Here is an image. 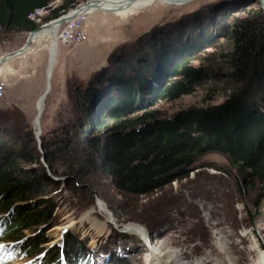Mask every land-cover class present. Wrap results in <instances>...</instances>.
Wrapping results in <instances>:
<instances>
[{
  "label": "trees",
  "instance_id": "obj_1",
  "mask_svg": "<svg viewBox=\"0 0 264 264\" xmlns=\"http://www.w3.org/2000/svg\"><path fill=\"white\" fill-rule=\"evenodd\" d=\"M55 1L0 0V31L36 30L28 16ZM75 4L62 0L44 21ZM216 6L218 2L208 15L199 10L154 26L130 50L113 51L108 66L85 86L73 85L77 125L63 129L56 139L42 138L46 161L52 170L61 169L67 189L75 192V181L98 171L120 193L147 196L187 178L204 156L217 154L236 171L243 188L264 190V16L249 9L246 17L234 16L226 27ZM217 35L233 42V50L221 57L227 69L224 101L161 115L154 109L160 102L192 95L206 83L207 69L192 62L214 46ZM13 116H19L15 109ZM19 134L10 146L0 138L1 257L6 262L34 259L33 264H96L86 241L71 234H64L60 245L47 247L57 209L50 196L59 185L47 177L31 131ZM100 254L109 263L129 264L105 248Z\"/></svg>",
  "mask_w": 264,
  "mask_h": 264
},
{
  "label": "rangeland",
  "instance_id": "obj_2",
  "mask_svg": "<svg viewBox=\"0 0 264 264\" xmlns=\"http://www.w3.org/2000/svg\"><path fill=\"white\" fill-rule=\"evenodd\" d=\"M86 1L75 0V6ZM217 2L216 7L221 9L217 18L225 17L226 27L230 26L234 16L246 17L249 9L260 11L264 16L259 0H196L179 7L154 3L133 14L97 12L82 16L86 17L85 41L77 48L57 46L51 88L40 117L41 145L42 138L46 141L56 139L63 129L77 125L79 115L70 98V89L76 82L85 86L94 73L107 67L113 51L121 47L130 50V44L154 26L171 23L199 10L208 15ZM52 3L57 8L62 0ZM48 22L43 21V24ZM225 32L228 33V29ZM0 35V45L6 54L19 49L29 33L0 31ZM214 40V46L192 62L196 67L207 69L206 83L192 95L173 102H160L154 109L161 115L171 117L191 106L205 107L224 101L227 69L221 57L233 50V42L228 36L219 35ZM47 62L45 44L42 50L31 45L24 54L12 59L0 76L7 83L5 96L0 100V117L3 118L0 119V138L7 146L16 142L22 129L31 131L36 140V103L46 88ZM13 109L19 116L11 117ZM36 143L47 177L59 185L50 196L56 200L57 209L56 225L47 233L52 239L47 247L60 245L64 234L68 233L86 241L85 249L96 264H112L100 254L103 248L115 252L129 264H147L145 245L137 235L123 232L124 227L132 225L150 232L154 243L177 249L187 263L201 260L203 264H231V261L264 264V190L257 186L243 188L236 171L224 157L217 154L204 156L187 178L147 196L120 193L98 171H91L84 179L75 181L76 190L72 192L65 187L67 178L62 177L61 169L52 170L46 157L43 161V145L40 150L37 140ZM98 202L104 203L111 212L109 222L99 212ZM95 220L105 225L101 235L96 234ZM68 225L75 229H64ZM59 228L64 230L57 238L54 231ZM2 246L4 243H0ZM33 260L15 258L6 262L0 255V264H33Z\"/></svg>",
  "mask_w": 264,
  "mask_h": 264
},
{
  "label": "bare ground",
  "instance_id": "obj_3",
  "mask_svg": "<svg viewBox=\"0 0 264 264\" xmlns=\"http://www.w3.org/2000/svg\"><path fill=\"white\" fill-rule=\"evenodd\" d=\"M154 3H158L164 6H177L169 2H166V0H163L161 2H157L156 0H93L92 7H88V8L81 7L71 12L69 15L70 17L68 18L79 19V18H83L82 16H86L88 14L97 13V12H114V13H123V14H133V13H136L137 11L145 10L149 7H152ZM58 27H59V23H54L50 25L48 28L35 33L31 38L29 47L27 48L28 50L31 45H35L37 47V50H42L44 47V44L47 47L48 62H47L46 73H45L46 79H47V74L50 71L52 72V75H51V78H52L53 70L56 64L57 50L55 54L54 64L52 63L51 55L53 53V41L55 40V33ZM12 59L14 58H10L6 62ZM46 88H47V80H46ZM46 88L44 92L46 91ZM43 103L40 106V117L42 114ZM38 104H39V99L36 103V116L39 112L37 108ZM39 123H40V119H39ZM97 208L99 212H101L106 217V220H107L106 222H109L108 219H110L109 218L110 212L107 210L105 204L102 202H98ZM93 224L96 225L97 235H101L104 233L105 231L104 224L99 223L96 220L95 222H93ZM67 228L75 229L73 226L71 227V225H68V227L65 226L64 229H67ZM64 229L59 228L57 231H54V233L56 232L57 238L61 237V232ZM120 232H122V230ZM123 232L131 236L137 235L138 240L143 245H145V247L148 250V253L146 255L147 264H203V261L201 260L193 262V263L184 262V259L179 254V251L177 249H174L167 245H161V244L154 243L153 238L150 236V232L148 233V231L144 229L143 227L127 225L126 227L123 228ZM231 264H235V263H232L231 261Z\"/></svg>",
  "mask_w": 264,
  "mask_h": 264
},
{
  "label": "built area",
  "instance_id": "obj_4",
  "mask_svg": "<svg viewBox=\"0 0 264 264\" xmlns=\"http://www.w3.org/2000/svg\"><path fill=\"white\" fill-rule=\"evenodd\" d=\"M52 5L53 3H50L45 8L36 9L33 13H31L28 16V19L32 21L37 27H41L45 25L43 24L44 18L50 16L51 10L55 9ZM78 6L76 5L74 8L69 9L66 13L61 14L58 18L69 16L70 11L71 10L75 11L78 8ZM56 19H53L50 21H54ZM85 21H86V17L79 18V19L68 18L62 24H59V27L55 33V41L57 43V46L58 44H63V45H67L73 48L79 47L86 39L85 31H84ZM3 55H4V52L2 51V47L0 45V57ZM6 88H7L6 81L3 79H0V100L4 98Z\"/></svg>",
  "mask_w": 264,
  "mask_h": 264
},
{
  "label": "water",
  "instance_id": "obj_5",
  "mask_svg": "<svg viewBox=\"0 0 264 264\" xmlns=\"http://www.w3.org/2000/svg\"><path fill=\"white\" fill-rule=\"evenodd\" d=\"M156 1L157 2H161L163 0H156ZM194 1H196V0H168V1L166 0V2H169L171 4L177 5V7H179V6H185V5L190 4V3L194 2ZM259 3H260L261 9L264 12V0H259ZM92 5H93V0H90V1H87V2H84V3L80 4L77 9H79L81 7H84V8L92 7ZM73 11L74 10H71L70 13L73 12ZM68 17H70V16H66V17L58 18V19H56L54 21H50V22L46 23L45 25H43L41 27H38L36 30L30 32L29 35H28V37L26 38L24 44L19 49H17L16 51L8 52V53H6V54H4L3 56L0 57V68L10 58H15V57L23 54L27 50V48L29 47V44L31 42V38H32V36L35 33L39 32V31H41L43 29L48 28L50 25H52L54 23L62 24L66 19H68ZM56 50H57V43L54 40L53 41V53L51 55V57H52L51 59H52V63L53 64H54V60H55ZM51 75H52V72L50 71L47 74V79H46L47 80V88H46V91L39 98V104L37 106L39 112H38V114H37V116L35 118V121H34V129L36 131V140L38 142V146H39V149L40 150L42 149L41 148L42 145H41V142H40V139H39L40 138V135H41V128H40V123H39V119H40V106L42 105L43 101L45 100L47 94L50 92V88H51V81H50ZM44 160H45V156H43V161ZM110 216H111V212H110ZM117 230L118 231H121L119 229H117Z\"/></svg>",
  "mask_w": 264,
  "mask_h": 264
},
{
  "label": "crops",
  "instance_id": "obj_6",
  "mask_svg": "<svg viewBox=\"0 0 264 264\" xmlns=\"http://www.w3.org/2000/svg\"><path fill=\"white\" fill-rule=\"evenodd\" d=\"M0 37H1V35H0ZM11 62V60L10 61H8V62H6L1 68H0V76L2 77V75H3V71L5 70V67H6V65H8L9 63Z\"/></svg>",
  "mask_w": 264,
  "mask_h": 264
}]
</instances>
